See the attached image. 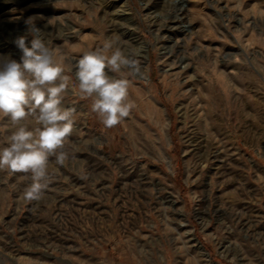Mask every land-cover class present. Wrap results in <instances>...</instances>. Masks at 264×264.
Here are the masks:
<instances>
[{
    "label": "rangeland",
    "instance_id": "1",
    "mask_svg": "<svg viewBox=\"0 0 264 264\" xmlns=\"http://www.w3.org/2000/svg\"><path fill=\"white\" fill-rule=\"evenodd\" d=\"M104 1L0 0V56L39 29L75 110L42 200L0 171V264H264V0H120L113 17ZM117 37L144 46L148 79L107 128L74 64ZM11 129L0 118V146Z\"/></svg>",
    "mask_w": 264,
    "mask_h": 264
},
{
    "label": "clouds",
    "instance_id": "2",
    "mask_svg": "<svg viewBox=\"0 0 264 264\" xmlns=\"http://www.w3.org/2000/svg\"><path fill=\"white\" fill-rule=\"evenodd\" d=\"M30 31V47L23 36L14 41L22 53L19 61L0 56V118L12 126L0 146V171L30 174L24 199L40 201L50 157L60 165L67 159L64 146L73 132L75 110L62 106L70 77L56 50L39 29ZM142 52V46H125L117 37L85 51L74 64L79 94L92 100V111L107 128L120 124L134 107L128 99L130 78L143 74ZM33 119L35 128L29 125Z\"/></svg>",
    "mask_w": 264,
    "mask_h": 264
},
{
    "label": "bare ground",
    "instance_id": "3",
    "mask_svg": "<svg viewBox=\"0 0 264 264\" xmlns=\"http://www.w3.org/2000/svg\"><path fill=\"white\" fill-rule=\"evenodd\" d=\"M120 0H113V1H104V5H105V8L106 9H111L112 8V10L109 12L110 13V15H111V17H113L114 16V12L116 11V7H117V3L119 2ZM177 1V0H176ZM103 4V3H102ZM103 8V7H102ZM114 9V10H113ZM122 11H124V9L122 10ZM118 16V15H117ZM179 18V17H178ZM181 18V17H180ZM110 19V18H109ZM118 22V21H117ZM141 43V42H140ZM137 45V44H136ZM135 45V46H136ZM127 46V45H126ZM140 46H142V48H144V46L141 44ZM141 68H142V75H140L144 80H147L148 79V75H147V72H146V70H144V68L141 66ZM193 141V140H192ZM192 141H190V142H192ZM197 143V142H196ZM194 144V143H193ZM192 144V145H193ZM191 146V145H190ZM198 146V145H197ZM193 148H195V146L193 145ZM195 151V150H194ZM193 151V152H194ZM201 152V151H200ZM163 157L165 158V159H167V161L169 162V157L167 156V154L166 153H164L163 152ZM199 157V156H198ZM197 157V158H198ZM205 157V156H204ZM200 159V158H199ZM208 160V159H207ZM199 161V160H198Z\"/></svg>",
    "mask_w": 264,
    "mask_h": 264
}]
</instances>
